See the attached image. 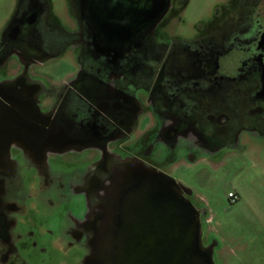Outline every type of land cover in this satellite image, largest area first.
<instances>
[{
    "label": "flooded vegetation",
    "instance_id": "obj_1",
    "mask_svg": "<svg viewBox=\"0 0 264 264\" xmlns=\"http://www.w3.org/2000/svg\"><path fill=\"white\" fill-rule=\"evenodd\" d=\"M13 1L0 264L117 263L121 235H172V195L207 213L172 176L177 155L264 151V0H221L193 24L191 0ZM219 246L202 230L203 264Z\"/></svg>",
    "mask_w": 264,
    "mask_h": 264
},
{
    "label": "rangeland",
    "instance_id": "obj_2",
    "mask_svg": "<svg viewBox=\"0 0 264 264\" xmlns=\"http://www.w3.org/2000/svg\"><path fill=\"white\" fill-rule=\"evenodd\" d=\"M220 1L191 0L189 23L210 14ZM13 2L0 0V26ZM203 156L193 162L186 154L177 155L172 176L191 187L194 203L207 211L201 218L203 233L220 242L215 263L264 264V151L256 147L243 153ZM230 191L239 194L238 201L230 200Z\"/></svg>",
    "mask_w": 264,
    "mask_h": 264
},
{
    "label": "water",
    "instance_id": "obj_3",
    "mask_svg": "<svg viewBox=\"0 0 264 264\" xmlns=\"http://www.w3.org/2000/svg\"><path fill=\"white\" fill-rule=\"evenodd\" d=\"M162 197L159 196L156 201ZM153 200V198H151ZM198 222V224H197ZM170 230L168 223L162 224V233ZM121 235L119 248L121 249L119 261L113 264H139L138 255L134 252L140 246L144 249L146 264H203L201 255L198 253V245L202 243L201 223L195 221L193 213L187 211L172 195V235ZM114 243V236L112 235ZM140 242L141 245L137 243ZM170 244H172L170 246ZM129 249L128 253L125 252ZM124 251V252H123ZM124 258L129 257V263ZM209 262L214 264L213 256L209 255Z\"/></svg>",
    "mask_w": 264,
    "mask_h": 264
},
{
    "label": "built area",
    "instance_id": "obj_4",
    "mask_svg": "<svg viewBox=\"0 0 264 264\" xmlns=\"http://www.w3.org/2000/svg\"><path fill=\"white\" fill-rule=\"evenodd\" d=\"M229 198H230V200L232 201V202H236V201H238L239 200V194L238 193H235V192H233V191H230L229 192Z\"/></svg>",
    "mask_w": 264,
    "mask_h": 264
}]
</instances>
